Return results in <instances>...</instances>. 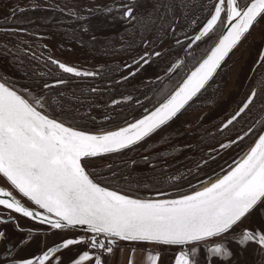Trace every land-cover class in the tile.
I'll list each match as a JSON object with an SVG mask.
<instances>
[{"label":"flooded vegetation","instance_id":"flooded-vegetation-1","mask_svg":"<svg viewBox=\"0 0 264 264\" xmlns=\"http://www.w3.org/2000/svg\"><path fill=\"white\" fill-rule=\"evenodd\" d=\"M248 2L238 0L241 6ZM218 3L0 0V79L6 78L26 98L41 99L46 114L69 126L91 132L122 127L156 108L206 57L225 30L226 12L221 13L211 38L195 41V37ZM128 7L134 18L125 15ZM262 52L264 19L260 18L181 115L135 147L91 159L89 163L99 174L93 178L103 177L106 185L139 198H175L227 174L264 130ZM55 61L95 75L66 73ZM60 80L64 83H57ZM253 92L256 95L249 107L224 127ZM96 160H100L98 165ZM256 225L251 215L234 233L195 245L196 253L191 252L194 245L149 247L117 241L109 254L80 243L54 253L46 264H74L83 251L100 254L102 264H129L130 258L133 264H149V252L159 253L157 264H175L181 251L188 252L196 264H264V246L256 241L239 243L242 232L256 231ZM259 231H264V220ZM0 232L4 234L0 237V264L34 259L64 239L91 235L42 226L3 206ZM218 243L231 256L210 254L209 247ZM83 264H94V259Z\"/></svg>","mask_w":264,"mask_h":264},{"label":"snow or ice","instance_id":"snow-or-ice-1","mask_svg":"<svg viewBox=\"0 0 264 264\" xmlns=\"http://www.w3.org/2000/svg\"><path fill=\"white\" fill-rule=\"evenodd\" d=\"M222 12L227 15L226 23L222 22L226 30L199 66L153 111L116 131L94 134L69 126L68 122L46 114L41 99L26 98L21 91L10 86L6 78L0 79V178L9 182L36 208L26 206L12 191L4 188H0V206L54 229L80 227L91 233L90 236L64 239L41 256L15 264H46L54 253L80 243L110 254L117 239L194 245L191 252L196 253L199 249L195 245L229 233L234 226L249 218L258 205H264V134L258 136L242 160L233 162L227 174L208 187L191 194H180L175 199L133 198L121 189L106 185L103 177L94 179L99 174L89 163L92 158L137 144L175 117L205 88L221 62L258 18L264 19V0H250L243 6L238 0H219L214 14L195 41L202 37L211 38L209 34L221 20ZM125 15L133 17V9L128 7ZM260 60L264 61V52ZM55 63L66 73L95 75L59 61ZM255 95L253 92L249 96L224 127L231 125L249 107ZM3 235L0 232V237ZM250 241L264 246V231L244 230L239 243ZM208 251L222 257L232 254L219 243L209 247ZM93 259L94 264H102L100 254L94 255L90 251H83L74 264ZM147 259L149 264H157L160 255L149 252ZM129 264H133L131 258ZM175 264H196V261L188 252L181 251Z\"/></svg>","mask_w":264,"mask_h":264},{"label":"water","instance_id":"water-1","mask_svg":"<svg viewBox=\"0 0 264 264\" xmlns=\"http://www.w3.org/2000/svg\"><path fill=\"white\" fill-rule=\"evenodd\" d=\"M259 19L260 18H258V20H257V22L259 21ZM257 22L254 24V26L257 24ZM253 26V27H254ZM252 27V28H253ZM251 28V29H252ZM251 29H250V31H251ZM226 30V29H225ZM224 30V31H225ZM249 31V32H250ZM248 32V33H249ZM248 33H246L245 34V36L248 34ZM245 36L241 39V41L245 38ZM241 41L232 49V51L225 57V59L221 62V65H220V67L217 69V71H216V73L213 75V77H212V79L208 82V84L205 86V88L204 89H201V91L199 92V93H197V95L196 96H194L193 98H192V100H190L185 106H184V108L183 109H181L180 110V112H178L177 113V115L175 116V117H173L170 121H168L165 125H163V126H161V128H159L158 130H156L154 133H152V134H150L148 137H146V138H144L143 140H141L140 142H138L137 144H135V145H133V146H131V147H129V148H127V149H123V150H120L119 152H114V153H108V154H104V155H102V156H100V157H96V158H92V159H97V158H101V157H105V156H112V155H115V154H118V153H121V152H123V151H126V150H128V149H130V148H132V147H135V146H137V145H139V144H141V143H143V142H145L146 140H148L150 137H152L154 134H156L157 132H159L162 128H164V127H166V126H168V125H170L179 115H181L182 114V112L191 104V103H193L196 99H197V97H199V95L201 94V93H203L204 91H205V89L210 85V83L214 80V78L216 77V75L220 72V70L222 69V67L225 65V63H226V61L229 59V57L232 55V53H233V51L239 46V44L241 43ZM209 54V53H208ZM207 54V55H208ZM206 55V56H207ZM206 58V57H205ZM202 62V61H201ZM199 66V64L197 65V67ZM195 70V69H194ZM193 70V71H194ZM191 74V73H190ZM189 74V75H190ZM188 77V76H187ZM187 79V78H186ZM159 106V105H158ZM157 106V107H158ZM155 109V108H154ZM153 109V110H154ZM152 110V111H153ZM147 115V114H146ZM143 118V117H142ZM142 118H140V119H142ZM135 121H133V122H131V123H134ZM127 125L128 124H126V125H124V126H122V127H127ZM122 127H119V128H122ZM119 128H116V129H113V130H109V131H103V132H93L94 134H102V133H105V132H110V131H116V130H118ZM261 134H264V130L262 131V133ZM257 139H258V137H257ZM256 141V140H255ZM255 141H254V143H255ZM254 143L248 148V150L245 152V153H243L240 157H239V159L238 160H242L245 156H246V154H247V152L249 151V149L254 145ZM208 187V186H207ZM0 188H4L6 191H12L13 192V195L14 196H16L17 197V199H21V202L22 203H24L26 206H28V207H30V208H36V206L32 203V202H30V201H28L27 200V198H22V195L21 194H18V191L17 190H15L11 185H10V183L9 182H6V180H4L3 178H0ZM5 198H7V197H5ZM133 198H136V199H148V198H139V197H135V196H133ZM175 198H178V197H175ZM175 198H152V199H175ZM3 207H5V206H3ZM6 208V207H5ZM13 211V210H12ZM15 212V211H14ZM252 217L256 220V223H257V225H256V231L258 232L259 231V226H260V224H261V222L264 220V205H258L257 206V208H255L254 210H253V212H252ZM31 219V218H30ZM33 220V219H32ZM34 221H36L38 224H40V225H42V226H46V227H50V228H52L50 225H47V224H43V223H41L39 220H34ZM239 224V223H238ZM236 228H237V226H234V228L232 229V230H230L229 231V233H226V234H223V235H221V236H226V235H229V234H231V233H234L235 232V230H236ZM52 229H54V228H52ZM64 229H76V230H79V231H83V232H85L82 228H80V227H76V228H72V227H69V228H64ZM89 234H91V233H89ZM221 236H218V237H221ZM215 238H217V237H215ZM212 239H214V238H212ZM212 239H209V240H212ZM209 240H207V241H209ZM117 241H123V242H131V243H134L135 245H140V244H144V245H147V246H149V247H157V246H171V247H187V246H189V245H186V246H179V245H163V244H159V243H155V242H138V241H124V240H119V239H117ZM203 242H206V241H203ZM200 243H202V242H200ZM238 246L240 247V244L238 243ZM237 250H239V248H237ZM138 258H146V257H144V256H139Z\"/></svg>","mask_w":264,"mask_h":264},{"label":"bare ground","instance_id":"bare-ground-1","mask_svg":"<svg viewBox=\"0 0 264 264\" xmlns=\"http://www.w3.org/2000/svg\"><path fill=\"white\" fill-rule=\"evenodd\" d=\"M215 181H216V180L212 181V182H211V183H209V184L211 185V184H212V183H214ZM209 184H207V185H206V186H204V187L210 186ZM204 187H203V188H204ZM201 189H202V188H201ZM201 189H200V190H201Z\"/></svg>","mask_w":264,"mask_h":264},{"label":"rangeland","instance_id":"rangeland-1","mask_svg":"<svg viewBox=\"0 0 264 264\" xmlns=\"http://www.w3.org/2000/svg\"><path fill=\"white\" fill-rule=\"evenodd\" d=\"M94 162L96 163L95 165H98L100 163V160H96Z\"/></svg>","mask_w":264,"mask_h":264}]
</instances>
